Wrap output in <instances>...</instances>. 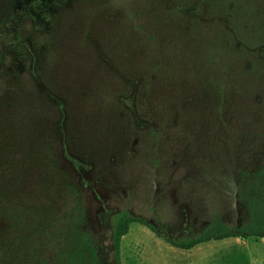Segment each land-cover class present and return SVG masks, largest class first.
<instances>
[{
    "label": "rangeland",
    "instance_id": "rangeland-1",
    "mask_svg": "<svg viewBox=\"0 0 264 264\" xmlns=\"http://www.w3.org/2000/svg\"><path fill=\"white\" fill-rule=\"evenodd\" d=\"M244 2L0 0V243L14 208L61 173L83 192L104 264L120 212L177 240L216 217L245 223L236 188L264 170V37ZM121 255L264 264V239L185 251L133 224Z\"/></svg>",
    "mask_w": 264,
    "mask_h": 264
},
{
    "label": "trees",
    "instance_id": "trees-1",
    "mask_svg": "<svg viewBox=\"0 0 264 264\" xmlns=\"http://www.w3.org/2000/svg\"><path fill=\"white\" fill-rule=\"evenodd\" d=\"M244 1L245 10L249 2L253 7V10H246L252 15L247 24L253 27L254 33L264 37V0ZM256 17L259 19L254 26L252 19ZM38 191L39 204H19L14 208L12 235L0 243V264H5L2 258L10 259L12 264H104L95 240L87 230L83 192L72 178L61 173L51 182L45 179ZM236 195L247 213L245 223L233 227L216 217L203 233L181 240L163 236L146 219L120 212L115 216L112 236L115 264H122V240L133 224L149 227L158 238L166 239L171 246L185 251L227 239H264V170L240 182Z\"/></svg>",
    "mask_w": 264,
    "mask_h": 264
},
{
    "label": "crops",
    "instance_id": "crops-1",
    "mask_svg": "<svg viewBox=\"0 0 264 264\" xmlns=\"http://www.w3.org/2000/svg\"><path fill=\"white\" fill-rule=\"evenodd\" d=\"M207 244H210V243H207Z\"/></svg>",
    "mask_w": 264,
    "mask_h": 264
}]
</instances>
